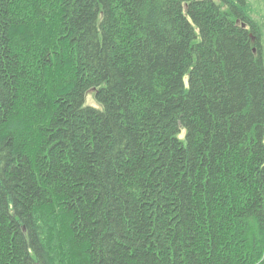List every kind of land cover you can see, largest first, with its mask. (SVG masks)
I'll return each instance as SVG.
<instances>
[{
    "label": "trees",
    "instance_id": "obj_1",
    "mask_svg": "<svg viewBox=\"0 0 264 264\" xmlns=\"http://www.w3.org/2000/svg\"><path fill=\"white\" fill-rule=\"evenodd\" d=\"M245 1L0 0V264H264Z\"/></svg>",
    "mask_w": 264,
    "mask_h": 264
},
{
    "label": "rangeland",
    "instance_id": "obj_2",
    "mask_svg": "<svg viewBox=\"0 0 264 264\" xmlns=\"http://www.w3.org/2000/svg\"><path fill=\"white\" fill-rule=\"evenodd\" d=\"M245 3L246 5L243 9L244 13L263 22L262 40L264 44V0H246ZM186 83H187V76H186ZM84 104L94 107L101 106L98 100L96 99L94 91H89L86 93Z\"/></svg>",
    "mask_w": 264,
    "mask_h": 264
}]
</instances>
